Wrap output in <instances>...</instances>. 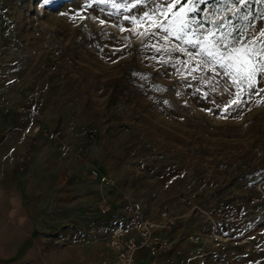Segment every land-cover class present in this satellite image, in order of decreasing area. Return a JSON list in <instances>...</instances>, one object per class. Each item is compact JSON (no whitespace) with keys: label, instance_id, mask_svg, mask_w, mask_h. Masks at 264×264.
<instances>
[{"label":"rangeland","instance_id":"1","mask_svg":"<svg viewBox=\"0 0 264 264\" xmlns=\"http://www.w3.org/2000/svg\"><path fill=\"white\" fill-rule=\"evenodd\" d=\"M170 2L0 0L11 158L27 173L56 147L41 166L96 181L102 214L111 197L138 221L168 212L205 264H264V80L233 84L184 42L264 47V0L209 4L187 36Z\"/></svg>","mask_w":264,"mask_h":264},{"label":"crops","instance_id":"2","mask_svg":"<svg viewBox=\"0 0 264 264\" xmlns=\"http://www.w3.org/2000/svg\"><path fill=\"white\" fill-rule=\"evenodd\" d=\"M3 106L0 101V264H102L111 254L107 242L112 233L141 212L111 197L110 212L102 214L96 181L65 179L58 168L41 166L57 153L56 147L41 152L35 146L28 172H20L10 155V120L2 113ZM15 134L22 138L20 132ZM20 143L19 149L25 147V140ZM41 153L46 156L41 158ZM72 169L71 174L74 165ZM161 213L148 219L161 222ZM178 227L179 222L171 230L159 231L172 244L169 252L154 258L141 250L136 254L138 263L205 264L188 245H179Z\"/></svg>","mask_w":264,"mask_h":264},{"label":"snow or ice","instance_id":"3","mask_svg":"<svg viewBox=\"0 0 264 264\" xmlns=\"http://www.w3.org/2000/svg\"><path fill=\"white\" fill-rule=\"evenodd\" d=\"M199 3H201V0H171L168 5L169 9H176L175 15L179 17L180 32H183L184 36L189 34L190 21L194 20L191 13L199 10ZM157 26L163 28L162 24ZM163 30L169 31L168 28H163ZM192 34L195 35L194 30H192ZM260 35L264 36V32H261ZM176 38L183 40V36L179 34H177ZM204 40L207 41V37H204ZM184 42L193 47L199 44V52L210 57L219 67L231 69V72L226 71V74L230 76L233 84L241 85L246 83L249 88H252L258 79L264 80V47L258 50L252 49L248 45L237 41L240 47H230L224 44L222 50L221 45L215 40L207 41V44L201 42L198 38L196 40H184ZM258 57L260 58L258 59ZM233 103H236V101H233Z\"/></svg>","mask_w":264,"mask_h":264},{"label":"built area","instance_id":"4","mask_svg":"<svg viewBox=\"0 0 264 264\" xmlns=\"http://www.w3.org/2000/svg\"><path fill=\"white\" fill-rule=\"evenodd\" d=\"M161 218V222L134 219L128 226L115 230L107 242L111 254L103 259L102 264H139L136 254L141 250L148 251L154 258L169 252L172 244L161 237L159 231L171 230L179 218L168 212H162Z\"/></svg>","mask_w":264,"mask_h":264},{"label":"trees","instance_id":"5","mask_svg":"<svg viewBox=\"0 0 264 264\" xmlns=\"http://www.w3.org/2000/svg\"><path fill=\"white\" fill-rule=\"evenodd\" d=\"M218 1H220V0H201V3H199V5H198V11H195L193 14H192V16L193 17H198V18H200L201 17V14H202V12L205 10V8L207 7V5H209V4H213V3H216V2H218Z\"/></svg>","mask_w":264,"mask_h":264}]
</instances>
